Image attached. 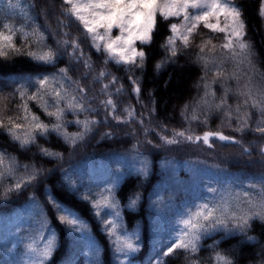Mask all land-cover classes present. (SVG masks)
<instances>
[{"label":"trees","instance_id":"obj_1","mask_svg":"<svg viewBox=\"0 0 264 264\" xmlns=\"http://www.w3.org/2000/svg\"><path fill=\"white\" fill-rule=\"evenodd\" d=\"M234 3L242 9L246 25L244 40L251 45L250 64L245 61L237 70L233 60L226 59L230 55L228 51L221 47L224 33L211 32L201 25L191 45L185 48L177 40V56L157 70L156 65L169 56L162 47L171 35L169 25L180 23L177 18L163 20L157 16L152 43L136 45L148 54L144 68L132 67L129 71L131 66L104 64V54L91 47L77 22H72L68 28H58V20L65 19L62 12L67 7L62 0H0V25L23 27L26 32L39 27L47 37L45 43L53 49H57L56 40L62 39L66 31L69 33L67 39L76 38L85 58L90 57L93 65L91 73L85 76L88 70L68 55L71 48L68 53L57 49L60 55L54 65L37 62L26 54L27 49L22 53H10L7 58L0 57V97L8 98L6 115H22L16 107L22 103L17 90L31 95L36 92L37 79L44 76L55 74L70 93L78 95L75 92L77 84L59 76L61 68H68L71 81L87 89L85 107L95 110L73 112L66 109L60 133L37 134L35 143L24 147L0 128V151L11 166V171L6 169V175L0 179V264H28L32 255L27 245L37 237L42 219L48 221L50 228L41 234L52 238L55 233L54 250L46 264H156L157 253L168 243L170 235H174L173 230L178 227L176 221L186 207L215 202L225 193L235 195L258 190L260 182L264 181V154L259 153L255 158L253 155L257 154L253 152L264 146V135L250 129L242 133L234 131L235 119L229 123L223 112H217L214 107L208 111L201 102L206 83L209 85L207 91L215 93L214 101L208 97L213 104L219 103L228 89L227 104L235 115L236 106L242 105L244 99L237 92L245 83L250 80L254 92L264 91V16L260 15L264 1L234 0ZM53 32L60 34L54 36ZM208 39L211 43L201 53L199 45ZM15 43L23 48L19 32ZM31 48L36 50V45ZM198 55L214 63L210 62L205 68ZM218 68L224 71L220 78L215 76ZM101 69L111 75L94 82L93 77ZM234 71L239 80L226 79ZM112 76L117 78L115 85L109 83ZM129 77L138 81V95ZM104 84H109L108 91L116 101V115L126 118L124 109L131 108L135 110L134 119L121 123L111 116L106 118L100 104L107 99L101 92ZM121 85L123 91L116 94ZM45 99L53 103L51 97L45 96ZM28 104L44 124L51 127L56 123L55 117L46 115L36 101ZM60 107H65L64 103ZM244 111L251 112L250 124L254 126L258 112L242 108V113ZM194 115L199 119H192ZM205 115L207 123H204ZM76 120L98 123L82 140L73 143V134L83 131ZM173 131L199 136L208 131H221L240 140L244 148L253 150L248 157L241 145L225 142H215L211 149L188 142H183L185 150L180 147L167 149L157 134ZM41 148L51 155H46ZM30 175L36 177L30 184L5 196L7 188ZM251 183H256L258 188L249 189ZM209 187L217 192H209ZM50 197L71 208L86 226L85 230L75 232L59 223V213L53 208ZM104 197H110L115 207L102 209L101 215L96 216L93 202ZM133 199L134 206L131 205ZM240 208L248 210L243 203ZM105 214L106 219L115 221L116 235L130 240L137 251L128 252L126 256L116 251L117 245L113 243L116 237L109 236L101 223ZM228 228L202 235L195 254L177 250L176 258H169L168 264H192L193 258L196 264H216L217 253L227 256L232 264H264V222L254 219L245 231L234 229L231 222ZM44 242L37 240L40 247Z\"/></svg>","mask_w":264,"mask_h":264},{"label":"snow or ice","instance_id":"obj_2","mask_svg":"<svg viewBox=\"0 0 264 264\" xmlns=\"http://www.w3.org/2000/svg\"><path fill=\"white\" fill-rule=\"evenodd\" d=\"M62 4L67 6L64 8L62 15L64 20H58V28H68L72 22H77L82 27L84 36L90 40L91 47L95 48L97 52H102L105 56L104 64L109 62L116 65H127L129 71L132 67L143 69L144 62L147 59V53L143 48L136 47L137 42L140 45H150L153 40V33L156 29L157 16L163 20L170 18H177L180 23H171L169 30L171 35L168 36L164 47L169 56L165 61L156 65L159 70L168 59L177 56L176 41L180 40L185 48L191 45L193 37L197 34L199 27L211 32L224 33V43L221 45L230 54L226 59L233 60L237 66L244 64L250 56L251 45L244 40L246 35V25L242 19V9L239 5L234 3V0H62ZM261 16H264V6L261 8ZM113 29L118 30V35L113 36ZM22 36L23 48L17 46L15 37L17 33ZM52 35L60 33L53 32ZM63 38L56 40L57 49H63L68 53L71 59H75L78 63H82L83 67L88 70L85 76L91 73L93 65L90 57L85 58L84 50L81 48L79 41L76 38L67 39L68 32L62 33ZM47 37L39 27L33 28L31 32L24 31L23 27L16 28L15 25L4 23L0 25V57L7 58L10 53H22L27 49L26 54L37 62L43 64L54 65L56 59L60 55L57 49L48 46L45 41ZM211 43V39L202 42L199 45L200 52L203 53L205 47ZM36 45V50L31 48V45ZM215 48V45L212 46ZM237 49L239 51H237ZM205 66L208 67L209 58L198 55ZM69 69H59V76L62 80H67L76 83L77 87L72 94L60 81L57 80L56 75L44 76L38 78L36 92L29 95L24 90H17V94L22 103L18 104L17 110L22 115H6L8 112V98L0 97V128H3L9 136L15 141H19L22 147L33 144L36 141V135H46L49 132L60 133L64 128L63 118L65 110L73 112L95 111L85 107L87 100V89L80 86L78 82L71 81L68 76ZM110 73L101 69L97 76L93 77L94 82H100L102 78H106ZM215 76L220 78L224 76V71L218 68ZM133 85V91L138 95L140 88L138 81L129 77ZM203 79V78H202ZM226 79H237L234 71L230 77ZM215 82V81H213ZM111 85L117 83V78L112 76ZM206 91L201 98V102L206 106L208 111L214 107L217 112H223L225 120L229 123L235 119L237 127L236 132H244L250 129L254 133L264 135V91H253L251 81L245 83L241 90H238L237 95L244 97L242 105H237L235 108V115L231 106L227 104L228 89H225L224 96L221 97L220 102L210 103L208 97L211 96L215 100V93L207 91L209 85H204ZM109 84H104L101 92L107 96V99L101 100L100 104L105 109L106 118L111 116L113 119L121 123H128L135 118V110L126 108L124 111L127 117L116 115L117 104L112 98L113 94L108 91ZM123 91V86L116 89V94ZM45 96L51 97L53 103L49 104ZM29 101H36L43 109L46 115L55 117L56 123L51 127L44 124L38 116L31 112L29 108ZM42 101V103H41ZM64 103L65 107H60ZM187 105L185 110H187ZM49 108H54V111H49ZM243 109H255L259 118L255 125L250 124L252 114ZM192 119H199L194 115ZM6 120V123H5ZM23 121L24 123H21ZM78 125H81L83 131L73 134L71 140L75 143L77 140H82L85 135L92 131V126L98 123L96 120H76ZM143 120L140 123L143 124ZM204 123H207V115H205ZM65 135H67L65 133ZM106 135H111L107 133ZM160 139L164 144L174 145L183 142L199 143L207 145L209 148L214 146L213 140L225 142L227 144L241 145V141L233 136H227L221 131H208L202 136L186 133V131H173L171 137L161 136ZM152 143V141H148ZM242 146V145H241ZM41 151L46 155H51L46 149L41 148ZM259 151L264 154V146H261ZM244 153H248V148H243ZM11 171V166L7 163V157L4 152L0 151V179L6 175V171ZM36 177L30 175L26 180L21 179L17 181L12 187L5 190V196L10 192H19L22 187L30 184ZM249 189H257L256 183L248 185ZM211 193H216L217 189L209 187L207 189ZM85 199H88L85 197ZM50 202L59 215L57 219L59 223L67 225L75 232H83L85 225H83L80 218L69 207L62 206L55 197H50ZM135 199L131 200V205L134 206ZM246 204L248 210L240 208V204ZM115 207L114 202L110 197H104L102 200L93 202L94 214L101 215L102 209H112ZM118 216L119 213L117 212ZM259 219L264 222V181L260 182L257 191H243L233 195L232 193L222 194L215 202L205 201L186 207L185 211L181 213L176 221L177 228L173 230L174 235H170L169 241L163 244L161 250L157 253L156 264H168L169 258H176L177 250H183L187 254H195L199 250V241L202 235L209 231H214L219 228L229 230L228 226L231 222L234 229L245 231L250 227V221ZM41 228L37 237L27 245L28 251L32 258L28 264H46L52 256L55 246V233H52V238H46L41 233L48 230L50 225L47 220H41ZM101 223L104 225L105 231L109 236H115L113 241L116 251L127 255L128 252L137 251L134 244L123 237L117 236L115 232V221L102 219ZM251 239V237H249ZM37 240H44V244L40 247ZM192 264H196L195 259H192ZM216 264H232V261L220 253L216 254Z\"/></svg>","mask_w":264,"mask_h":264},{"label":"rangeland","instance_id":"obj_3","mask_svg":"<svg viewBox=\"0 0 264 264\" xmlns=\"http://www.w3.org/2000/svg\"><path fill=\"white\" fill-rule=\"evenodd\" d=\"M264 1V0H263ZM263 6H264V4H263ZM112 35L113 36H116V35H118V30L117 29H113V31H112ZM137 43H139V42H137ZM171 135H172V133H168V132H161V133H159V134H157V137H161V136H168V137H171ZM160 141L161 142H163L161 139H160ZM213 142L215 143V142H220V141H218V140H213ZM201 145H203V146H207V145H205V144H203V142L201 141V142H199ZM163 144H164V142H163ZM165 146H166V148L167 149H170V148H172L173 150H175V148H178V147H180V149L181 150H185V149H183L182 148V146H185V144H183V143H179V144H174V145H168V144H164ZM233 145H236V144H233ZM236 146H239V145H236ZM242 147V149L245 147V146H241ZM212 148V147H211ZM211 148H209V149H211ZM257 149V148H256ZM254 150V152H253V154H257L256 156H254L253 155V157H255V158H258V156H260L259 155V153L260 154H262L260 151H259V149H257V150ZM252 150L253 149H249V152L248 153H244V154H247L248 155V157L250 156V154H251V152H252ZM263 155V154H262Z\"/></svg>","mask_w":264,"mask_h":264}]
</instances>
